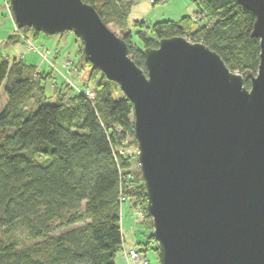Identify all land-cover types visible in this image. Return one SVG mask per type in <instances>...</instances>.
<instances>
[{"label": "water", "instance_id": "water-1", "mask_svg": "<svg viewBox=\"0 0 264 264\" xmlns=\"http://www.w3.org/2000/svg\"><path fill=\"white\" fill-rule=\"evenodd\" d=\"M8 2L20 28L75 34L92 67L131 100L159 264H264V0H237L255 16L256 74L232 72L182 36L143 48L142 69L93 5Z\"/></svg>", "mask_w": 264, "mask_h": 264}, {"label": "trees", "instance_id": "trees-1", "mask_svg": "<svg viewBox=\"0 0 264 264\" xmlns=\"http://www.w3.org/2000/svg\"><path fill=\"white\" fill-rule=\"evenodd\" d=\"M83 1L122 30L142 69L143 48L182 36L216 51L232 72H257L259 40L250 36L255 16L237 0H192L193 15L203 23L184 15L151 27L139 20L129 25L135 0ZM19 31L8 36V44L41 33ZM52 77L23 59L0 55V264H116L123 238L120 194L143 210L144 222L150 219L137 154L128 152L137 146L132 102L122 93L115 97L114 83L105 78L91 99L57 81L52 99L45 91Z\"/></svg>", "mask_w": 264, "mask_h": 264}, {"label": "rangeland", "instance_id": "rangeland-1", "mask_svg": "<svg viewBox=\"0 0 264 264\" xmlns=\"http://www.w3.org/2000/svg\"><path fill=\"white\" fill-rule=\"evenodd\" d=\"M136 1L137 3L133 8L134 9L133 16L136 17L134 18V21L136 20H139L141 22L145 21V23L149 27H151L155 23H158V21H168L169 19L179 20L180 17L184 15H190V17L192 18L195 8L193 6L192 0H169V1L158 2V4L155 5H152L150 3V0H136ZM9 10L11 11V7L8 0H0V55L2 58L7 57L8 59H12V58L23 59L25 63L34 65L36 66L37 69H41L46 72H51V74L54 75L55 78L52 77V79L48 81L45 88V91L47 92L50 98L52 97V99H54L56 96L55 91H53L52 87L53 84H56L57 81H63V85H64L63 90L65 91H68L69 87H72L71 83L73 82L77 87L78 86L82 87L79 83L82 84L86 83L87 84L86 87H88L89 89L95 92L98 83L103 82L104 78L107 80V78L104 77L97 68L92 67L87 57L83 55L82 52L83 45H81L79 39L72 32H63L55 36H50V35L46 36L43 33H40L36 40H31L30 38L33 45L35 47H38V51L41 52L42 54L46 53V51L51 52L54 49H56L54 55L53 54L48 55L49 56L48 59L50 61L49 63L42 58L41 54L28 51L27 48L24 47L23 42L20 40L15 41V43L8 44L7 43L9 38L8 36L14 34L16 30V27L14 26L13 21L10 15L8 14ZM131 19L132 18H130V20ZM108 27L113 32H116L118 36L122 35L121 32L122 30L116 24L110 23L108 24ZM138 44L141 45L140 43ZM62 62L63 63L72 62L73 68L75 70L71 72L70 79L68 78L71 81V83H68L65 79H63L61 75L64 73L66 76H68L67 69L64 66L62 67L61 65ZM58 71H60V74ZM256 73L257 72H255L254 74ZM76 77L80 79V82L76 79ZM115 85H116L115 83L111 84V89L113 90L114 95L116 97L117 95H120L122 91L120 90L118 85L116 86ZM246 87L249 89V83H247ZM1 90L2 88H0V107H2L5 101V96ZM33 101L34 98L31 99L30 103L34 104ZM128 151L130 153L134 152L132 149ZM135 163L136 162L132 160L133 168H136ZM137 168H139L138 165ZM135 208L136 205L134 207H130L129 201H124L122 203L121 206L122 211L120 216V219L123 221L121 222L122 234H126L127 237V233H128L127 231H129V229L131 230L133 221L139 222V224L143 222L145 224V229L143 231L140 230L141 227L139 225L134 224L132 226L133 227L132 230L135 232V236L139 241L137 242L138 246H146V245L157 246V243L154 244L151 238L152 237L151 218L145 220V222L144 219L135 220L133 214ZM15 235L20 237L21 239H24L23 237L24 235L20 231H16ZM129 236L131 238L130 234Z\"/></svg>", "mask_w": 264, "mask_h": 264}, {"label": "built area", "instance_id": "built-area-1", "mask_svg": "<svg viewBox=\"0 0 264 264\" xmlns=\"http://www.w3.org/2000/svg\"><path fill=\"white\" fill-rule=\"evenodd\" d=\"M163 1H169V0H150L151 4L152 5H155V4H158V2H163ZM8 14L10 15L12 21H13V24L14 26L16 27V32L19 33L18 31V26L15 25L14 23V19H13V15L11 13V11L9 10L8 11ZM192 20L196 23H203L202 21V16L201 15H193L192 16ZM22 39H23V45L25 48H27V50L29 51H37L38 47H35L32 43V41L30 40V38L28 36H23L21 35ZM56 50H54L52 53H49L48 51H46V53L42 54L41 52H39V54H41L42 58L47 61L48 63L50 62L49 61V54H55ZM63 66L67 69V72H68V76H66L64 73L61 74L63 79H65L68 83H71V81L69 80L70 79V74L71 72H73L75 69L73 68V65H72V62H64L63 63ZM57 70V69H56ZM59 74H60V71H58ZM69 78V79H68ZM72 85V89L73 90H76L77 92H83V94L91 99L94 97V91L89 89L88 87H84L82 89H80L79 87H77L73 82L71 83ZM125 144H127L126 142H124ZM134 150V152L136 153L137 152V149L134 148V147H129L128 150ZM129 152V151H128ZM119 203H120V210H121V206H122V203L124 201H127L128 199L122 194H120L119 196ZM122 211V210H121ZM134 219L135 220H138V219H141L143 220L144 219V213H143V210L140 209L139 206H136L135 210H134ZM119 250L122 252L123 254V257L124 259L126 260V264H129V261L133 262V263H136V262H139L140 264H149V260L146 258V257H143L142 254H140V252L137 250L136 247L134 248H126L125 247V243H124V238H122V241H121V245H120V248Z\"/></svg>", "mask_w": 264, "mask_h": 264}, {"label": "crops", "instance_id": "crops-1", "mask_svg": "<svg viewBox=\"0 0 264 264\" xmlns=\"http://www.w3.org/2000/svg\"><path fill=\"white\" fill-rule=\"evenodd\" d=\"M136 3H137V1L135 0L134 1V4L132 5V7L130 9L131 12L128 15L127 21L129 22V25L130 26H133V24L135 22L134 21V18H136V17L133 16V11H134L133 8L135 7V4ZM194 11H195V8H194ZM130 18H132V19L130 20ZM61 65L63 67V62H62ZM76 79L80 82V79H78V77H76ZM120 221L123 222L121 219H120ZM134 224L135 225H139L141 227L140 230H142V231L145 229V224L143 222L141 224H139V222L133 221L132 226ZM132 226H131V230L129 229V231H127L128 232L127 233V237H126V234H123L125 247L126 248H134V247H136L137 250L140 252V254H142L143 257H146L149 260V264H159L157 262V259H158L157 258V254L153 250L154 245L138 246V243L137 242H139V241L137 240V238L135 236V232L132 230L133 229ZM129 234L131 235V238H130ZM154 259H155V262H154ZM115 263L116 264H126V260L124 259L123 254H122V252L120 250L116 253ZM129 264H140V263L139 262L133 263V262L129 261Z\"/></svg>", "mask_w": 264, "mask_h": 264}]
</instances>
